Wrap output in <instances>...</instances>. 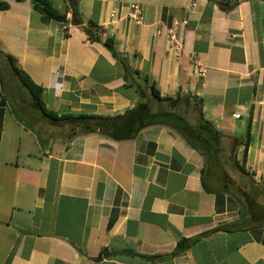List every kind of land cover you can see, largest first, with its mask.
<instances>
[{
    "label": "crops",
    "instance_id": "crops-1",
    "mask_svg": "<svg viewBox=\"0 0 264 264\" xmlns=\"http://www.w3.org/2000/svg\"><path fill=\"white\" fill-rule=\"evenodd\" d=\"M47 1L67 23L42 22L33 0H0V65L14 80L9 89L0 74V264H264V0H77L80 21L67 0ZM132 4L139 24L128 18ZM89 21L99 42L87 39ZM106 38L133 71L126 79ZM4 55L57 116H120L143 100L135 88L152 113L173 114L145 77L161 98L197 100L223 135L219 150L203 157L159 116L130 140L74 135L35 109L25 127L13 107L26 92ZM175 112L196 126L197 113Z\"/></svg>",
    "mask_w": 264,
    "mask_h": 264
},
{
    "label": "trees",
    "instance_id": "trees-1",
    "mask_svg": "<svg viewBox=\"0 0 264 264\" xmlns=\"http://www.w3.org/2000/svg\"><path fill=\"white\" fill-rule=\"evenodd\" d=\"M18 1V0H17ZM68 8L71 12L72 21H80V14L77 10V0H67ZM8 4L0 2V10H6ZM33 8L41 15L42 22L56 21L59 23H67L66 14L59 13L52 7L47 0H33ZM87 39L91 42H99L98 26L93 22H88V27L85 28ZM103 46L110 51L114 59L119 62L123 67L124 78L133 74L129 65L126 63V58L115 50L114 42L112 38H106L102 42ZM4 61L9 69L11 75L16 78L20 88L26 92L28 99L35 107L38 113V119L45 120L52 125H65L72 132L76 131L78 134L74 135H87L91 133H99L105 135L113 140H130L133 139L140 129L149 125L155 124L154 117H162L164 121L166 119L173 120V128H175L187 142V144L197 150L203 157H207L211 153L217 154L223 135L213 126V124L205 120L202 116L201 105L197 100L191 103L189 97H183L177 95L175 98H161L159 91L153 86L148 84V79L141 77L146 82L149 88L150 97L158 102H163L173 106V114L169 112L152 113L149 102L145 101V95L140 88H135L139 98L143 99L139 101L135 109L126 112L120 116L114 118L93 116V115H61L57 116L54 112L48 110L42 100V89L35 84L29 76L20 70L16 65V60L10 55H4ZM135 71V70H134ZM136 73V72H134ZM128 85L126 84L125 87ZM186 107L197 113V123L195 127L188 125V123L175 112V109ZM212 134V137L210 136ZM250 140V126H247L244 140L241 141L242 146V165L239 169L242 173H246L243 163L246 158L248 146ZM238 165V162L235 163ZM238 167V166H237ZM180 248V244L178 245ZM178 251V249H177ZM104 253V250L101 254ZM125 253L131 255H137L132 251L125 250ZM105 254V253H104ZM141 256V255H138ZM148 260H155L158 256H141Z\"/></svg>",
    "mask_w": 264,
    "mask_h": 264
},
{
    "label": "rangeland",
    "instance_id": "rangeland-1",
    "mask_svg": "<svg viewBox=\"0 0 264 264\" xmlns=\"http://www.w3.org/2000/svg\"><path fill=\"white\" fill-rule=\"evenodd\" d=\"M0 74L2 75L3 79L8 84L9 89H10V86H12V85H9L11 79H9V75L4 70V68H3L2 65H0ZM12 80H11V82H12ZM11 102H12V104H14V103L17 104L18 103V102H16V99L15 98H11ZM13 108H14L13 110H14L16 116H17V119H19L20 121H22V124L25 125V127H28V124L30 125V122L28 121L29 111H31L32 109L34 110L35 107L33 105H31V103H30L27 95H25L24 102L20 103L19 106L18 105H14ZM19 134L21 136V139L16 140V144H18V146H19V148L21 150L20 151V154L22 156V153L25 151L26 146H28L29 143H27L28 142V137H27V135L24 134L23 131L19 132ZM72 134L73 133L71 131L67 130V132H66V135L67 136H71Z\"/></svg>",
    "mask_w": 264,
    "mask_h": 264
},
{
    "label": "built area",
    "instance_id": "built-area-1",
    "mask_svg": "<svg viewBox=\"0 0 264 264\" xmlns=\"http://www.w3.org/2000/svg\"><path fill=\"white\" fill-rule=\"evenodd\" d=\"M130 13L128 18L133 20L136 23L141 22L142 18V9L138 4L130 5ZM112 15V14H111ZM167 43L170 49H174L176 53L181 50L182 42L177 37L176 31L174 29L167 30ZM192 67L193 72L196 73L198 76H204L206 73V68L195 58H192ZM236 119L239 118V114H235L234 116Z\"/></svg>",
    "mask_w": 264,
    "mask_h": 264
}]
</instances>
